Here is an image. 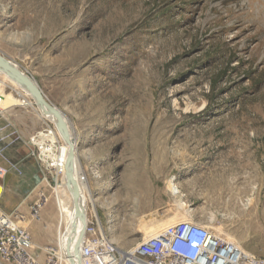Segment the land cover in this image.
<instances>
[{"label":"rangeland","instance_id":"374dc122","mask_svg":"<svg viewBox=\"0 0 264 264\" xmlns=\"http://www.w3.org/2000/svg\"><path fill=\"white\" fill-rule=\"evenodd\" d=\"M0 54L68 118L86 226L127 249L192 219L264 257V0H0ZM65 144L0 73V211L59 261Z\"/></svg>","mask_w":264,"mask_h":264},{"label":"built area","instance_id":"2783aa9c","mask_svg":"<svg viewBox=\"0 0 264 264\" xmlns=\"http://www.w3.org/2000/svg\"><path fill=\"white\" fill-rule=\"evenodd\" d=\"M42 161L44 151L39 152ZM2 172V171H1ZM38 213V211H36ZM17 215L0 211V264H63L58 249L47 246L42 262L33 249L32 234ZM78 262V261H77ZM82 264H264L259 257L216 231L210 224L184 219L162 227L124 249L89 222L81 244Z\"/></svg>","mask_w":264,"mask_h":264},{"label":"bare ground","instance_id":"6f19581e","mask_svg":"<svg viewBox=\"0 0 264 264\" xmlns=\"http://www.w3.org/2000/svg\"><path fill=\"white\" fill-rule=\"evenodd\" d=\"M16 65V64H15ZM0 73L8 77L13 83L17 84L21 89H23L27 94L35 97L37 99V102L40 105V108L44 112L45 115H47L48 118H50L52 121L55 122L58 128V132L62 138H65L66 144L62 148L61 155L59 158V165L60 168L64 171L65 177H66V185L63 191V204L68 206L71 211V216L69 221L66 223L65 230L61 237V242L63 246V256L66 257V261L68 264H71V259H74L76 262L78 261L77 258V251H76V244L78 239L85 234L87 231L86 226V218H87V198L83 192L80 180H81V173L79 172V163L77 160V141L75 139L74 141V150H75V159L73 163V177L71 178L69 175H67V164H68V158L71 151L70 146V140L72 137V134L74 133L72 131V127L70 126V123L68 121V118L65 116V114L62 113V118L64 120V123H61V119L54 114H52L48 109L43 107L40 102L38 101L37 94L33 92L30 87L27 85H23L20 83L19 79L20 77L8 71V69L0 62ZM45 95V94H44ZM75 187H78V198L75 199L76 191ZM170 189L172 190L173 195L175 196H183L184 193L180 190L179 186L176 183H173L171 181L170 183ZM148 193L146 192V195ZM145 219V218H144ZM142 232H145V235L147 236L149 232L156 231V225L154 223L151 224H145ZM115 227H110L111 230H115ZM85 236V235H84ZM78 252L80 253V249H78ZM81 254V253H80Z\"/></svg>","mask_w":264,"mask_h":264},{"label":"water","instance_id":"95a60500","mask_svg":"<svg viewBox=\"0 0 264 264\" xmlns=\"http://www.w3.org/2000/svg\"><path fill=\"white\" fill-rule=\"evenodd\" d=\"M0 62L8 69V71L17 74L20 77L19 79H21L20 83H22L23 85H27L28 87H30V89L33 92L37 94L38 101L40 102V104L46 109H48L52 114L59 117L61 119V123H64L61 110H59L56 106H54L51 102L48 101V99L45 97L44 93L40 89L39 85L32 77L27 75L25 72H23L19 68L18 65H15L11 60L7 59L5 56L1 54H0ZM70 141H71L70 142L71 151H70L69 158H68L67 175H69L72 178L73 177V163L75 159V150H74L75 137L73 134H72ZM75 191H76L75 199L77 200L78 187H75ZM84 235L78 239L77 244H76V251H77L76 255L78 258V262H76L74 259H71V264H82L80 253H81V244H82ZM78 249H80V253L78 252Z\"/></svg>","mask_w":264,"mask_h":264},{"label":"crops","instance_id":"0c3cea01","mask_svg":"<svg viewBox=\"0 0 264 264\" xmlns=\"http://www.w3.org/2000/svg\"><path fill=\"white\" fill-rule=\"evenodd\" d=\"M5 164V163H4ZM6 165V164H5ZM26 164L24 162H19L18 164L15 165V167H19L20 169L25 168ZM4 174L6 172H8V169H10V166H5L4 168ZM0 186H1V182H0ZM5 187V193L7 191L6 185ZM2 189V186H1ZM21 195V193H20ZM19 195V196H20ZM21 211H25V209L23 210V208L20 207ZM32 234V238H33V249L35 252H37L39 254V257L41 259H44V254L46 255V251H45V247L49 246V245H54L56 243V236L54 233H52L51 235L47 236V237H42L41 234L39 232H31ZM45 262V261H44Z\"/></svg>","mask_w":264,"mask_h":264}]
</instances>
